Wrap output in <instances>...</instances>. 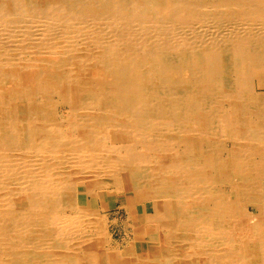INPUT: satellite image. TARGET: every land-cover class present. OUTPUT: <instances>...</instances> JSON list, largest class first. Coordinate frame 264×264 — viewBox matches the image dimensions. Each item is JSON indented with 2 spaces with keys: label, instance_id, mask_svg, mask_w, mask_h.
I'll list each match as a JSON object with an SVG mask.
<instances>
[{
  "label": "bare ground",
  "instance_id": "obj_1",
  "mask_svg": "<svg viewBox=\"0 0 264 264\" xmlns=\"http://www.w3.org/2000/svg\"><path fill=\"white\" fill-rule=\"evenodd\" d=\"M0 264H264V0H0Z\"/></svg>",
  "mask_w": 264,
  "mask_h": 264
},
{
  "label": "rangeland",
  "instance_id": "obj_2",
  "mask_svg": "<svg viewBox=\"0 0 264 264\" xmlns=\"http://www.w3.org/2000/svg\"><path fill=\"white\" fill-rule=\"evenodd\" d=\"M57 112L59 113V115H63L67 113V108L63 107L62 105L57 106ZM84 188V187H83ZM132 193H127L126 195H122L119 197V202L118 204L121 205L126 201V198L128 196H131ZM141 209V207H140ZM116 215H113V217H115ZM117 231V232H116ZM114 232H115V236L118 239V241H122V238L125 236V232L122 230L121 226H115L114 228ZM122 237V238H121ZM116 243V242H115Z\"/></svg>",
  "mask_w": 264,
  "mask_h": 264
}]
</instances>
